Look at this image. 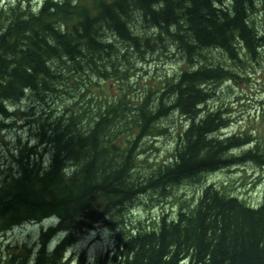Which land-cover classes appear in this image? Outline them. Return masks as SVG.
<instances>
[{
	"label": "trees",
	"instance_id": "16d2710c",
	"mask_svg": "<svg viewBox=\"0 0 264 264\" xmlns=\"http://www.w3.org/2000/svg\"><path fill=\"white\" fill-rule=\"evenodd\" d=\"M261 58L264 0H0V133L27 117L16 105L45 109L29 123L35 146L0 169V234L56 221L35 259L9 264H264V203L214 185L174 215L131 218L207 174L264 166L259 144L234 154L252 140L221 136L230 117L210 106L214 88L239 79L232 64ZM166 59L172 75L134 89L140 66ZM175 116L183 126L171 157L153 163L147 142ZM99 227L112 248L94 261L67 257Z\"/></svg>",
	"mask_w": 264,
	"mask_h": 264
},
{
	"label": "rangeland",
	"instance_id": "374dc122",
	"mask_svg": "<svg viewBox=\"0 0 264 264\" xmlns=\"http://www.w3.org/2000/svg\"><path fill=\"white\" fill-rule=\"evenodd\" d=\"M18 1L4 0V6L12 5ZM259 22L263 24L261 20ZM229 65L231 66V64ZM175 68H178L176 63L167 59L151 61L139 67L140 72L133 80L132 85L135 90L141 91L148 86L156 87L167 74L172 75ZM232 68L238 73L239 79L236 82L223 83L214 88L217 97L210 106L221 108L224 112L227 111L230 117L231 125L221 133V136L245 137L247 135L252 140V144L234 152L235 155L241 156L258 144L264 148V58L259 61L245 62L240 69L232 64ZM15 107L27 114V117H24L21 122H7L12 125L11 128L0 133V169L11 167L13 154L21 146H35L36 140L32 141L36 134L35 127L29 126V123L34 119V115L45 111V109L29 102ZM169 123H171L169 126L166 124L169 132L147 142L146 156L153 163H162L171 157L177 136L182 131L183 122L180 117H172ZM208 185H214L226 193L244 200L251 206L259 207L264 203V166L248 162L207 174L196 185L187 184L176 187L171 191L169 197H158L139 204L131 214V218L148 222L163 214L174 215L185 204L188 207L193 206L200 198L203 188ZM52 225V222L46 221L1 233L0 264H9L10 255L20 258L26 256L28 262L35 259L41 234ZM62 238H54L50 245L56 247ZM113 246V239L108 231L99 227L96 231L81 236L71 247L68 256L71 259L85 254L90 261H94ZM17 261L18 257L12 263L15 264Z\"/></svg>",
	"mask_w": 264,
	"mask_h": 264
},
{
	"label": "bare ground",
	"instance_id": "6f19581e",
	"mask_svg": "<svg viewBox=\"0 0 264 264\" xmlns=\"http://www.w3.org/2000/svg\"><path fill=\"white\" fill-rule=\"evenodd\" d=\"M253 17V16H252ZM133 111V110H132ZM92 223V222H91Z\"/></svg>",
	"mask_w": 264,
	"mask_h": 264
}]
</instances>
